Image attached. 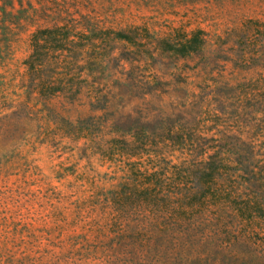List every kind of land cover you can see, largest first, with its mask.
I'll return each mask as SVG.
<instances>
[{
  "label": "rangeland",
  "instance_id": "rangeland-1",
  "mask_svg": "<svg viewBox=\"0 0 264 264\" xmlns=\"http://www.w3.org/2000/svg\"><path fill=\"white\" fill-rule=\"evenodd\" d=\"M60 25L149 36L81 39V82L39 96L22 61ZM196 30L198 51L160 48ZM115 140L142 143L146 167L237 161L240 191L262 188L264 0H0V264H264V229L225 202L115 207L127 157L100 153Z\"/></svg>",
  "mask_w": 264,
  "mask_h": 264
},
{
  "label": "trees",
  "instance_id": "trees-1",
  "mask_svg": "<svg viewBox=\"0 0 264 264\" xmlns=\"http://www.w3.org/2000/svg\"><path fill=\"white\" fill-rule=\"evenodd\" d=\"M140 29L144 35L149 36L148 30L139 26L119 30L107 29L102 32V36L100 32L91 36L72 31L66 28V25L38 28L30 34V52L22 61L24 70L39 96L49 97L57 93L71 92L73 85L81 82L79 77L83 66L77 56L84 45L81 39L87 44L98 38L104 42L120 39L140 47L144 45L140 41ZM201 34V30H196L190 37L183 36L174 40L164 37L158 43L164 51L186 56L202 47L204 40ZM60 54H63V58L59 64L54 65L52 60ZM111 143L109 149L101 150L102 156L109 159H115L116 156L127 157L123 180L108 195L109 201L115 207L139 202L181 215L185 208L206 201H209V204L225 202L232 206L240 219L254 222L264 229V185H258L262 188L251 186L249 191H240L238 186L242 173L237 172L236 159L232 164L222 158L214 159L210 155L205 165L195 171H189L174 163L146 167L141 164L145 154L141 151V147H144L142 143L137 144L138 151L132 150L126 155L122 152L123 140ZM132 156L136 159L131 160ZM259 237L264 241V235Z\"/></svg>",
  "mask_w": 264,
  "mask_h": 264
}]
</instances>
